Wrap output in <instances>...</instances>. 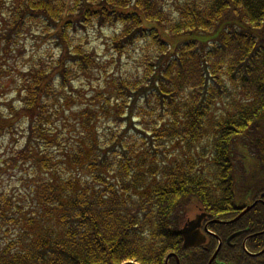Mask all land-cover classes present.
I'll use <instances>...</instances> for the list:
<instances>
[{
  "label": "trees",
  "instance_id": "1",
  "mask_svg": "<svg viewBox=\"0 0 264 264\" xmlns=\"http://www.w3.org/2000/svg\"><path fill=\"white\" fill-rule=\"evenodd\" d=\"M88 25L118 28L117 56L142 42L141 71L77 84L107 72ZM0 96V141L21 139L0 264H164L193 210L227 220L264 191V0H0Z\"/></svg>",
  "mask_w": 264,
  "mask_h": 264
},
{
  "label": "flooded vegetation",
  "instance_id": "2",
  "mask_svg": "<svg viewBox=\"0 0 264 264\" xmlns=\"http://www.w3.org/2000/svg\"><path fill=\"white\" fill-rule=\"evenodd\" d=\"M257 200L256 205L260 203L264 205V191L259 193L257 198L250 200L249 204ZM242 209L239 208V212ZM209 220L204 218L198 233L192 236L194 245L183 246L184 239L181 237L179 247L170 251L174 255L168 259L167 264H208L212 257L214 258L210 264H264V226L253 230L251 226L255 218L251 222L241 219L239 226L228 228H221L222 223L214 224V229L209 227L211 225L208 223Z\"/></svg>",
  "mask_w": 264,
  "mask_h": 264
},
{
  "label": "rangeland",
  "instance_id": "3",
  "mask_svg": "<svg viewBox=\"0 0 264 264\" xmlns=\"http://www.w3.org/2000/svg\"><path fill=\"white\" fill-rule=\"evenodd\" d=\"M174 1V0H168ZM118 28L115 26H105L101 28L87 26L85 29L78 30V39L82 41L88 49L94 51L96 55L99 57V61L102 66H105L107 72L103 70L97 69L94 70L92 76L88 78H82L81 80H77L76 83L80 85H84L88 92H91L92 89H95L99 86L103 85V81L109 80L110 78L120 77L119 75L124 76L125 73L130 72L133 74H138L141 71V63L140 60H143V43L138 42L133 47L123 52L120 56H117L110 49V37L113 34V30H117ZM28 54L37 49V52L40 53L44 43L38 42L36 47L32 48L26 43ZM142 58V59H141ZM113 75V76H111ZM5 86L2 87L1 91L4 95L6 91H8ZM2 100V96H0V102ZM19 131V130H18ZM21 141L20 135L17 133L10 140L9 143L6 140L0 141V155H7L10 151L11 147L17 146ZM20 175L16 173V171H9V173L4 172L0 173V188H8L11 192L16 191L20 188L21 179H19ZM254 184V183H253ZM248 198V197H247ZM244 199V198H243ZM243 199L236 201V203L243 202ZM247 204V203H245ZM196 210H193L190 214V217H193L196 213Z\"/></svg>",
  "mask_w": 264,
  "mask_h": 264
},
{
  "label": "water",
  "instance_id": "4",
  "mask_svg": "<svg viewBox=\"0 0 264 264\" xmlns=\"http://www.w3.org/2000/svg\"><path fill=\"white\" fill-rule=\"evenodd\" d=\"M248 210V209H246ZM245 210V211H246ZM203 215H198L194 220L187 222L183 229L180 230L184 237V245H192L194 241L191 240L192 236L198 233L197 227L200 225V220ZM197 231V232H196ZM126 264H133L132 262H128Z\"/></svg>",
  "mask_w": 264,
  "mask_h": 264
}]
</instances>
